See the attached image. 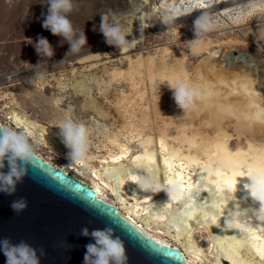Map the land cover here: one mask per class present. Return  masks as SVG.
<instances>
[{
	"label": "rangeland",
	"instance_id": "374dc122",
	"mask_svg": "<svg viewBox=\"0 0 264 264\" xmlns=\"http://www.w3.org/2000/svg\"><path fill=\"white\" fill-rule=\"evenodd\" d=\"M129 1L73 0V10L66 15L74 29L85 33L88 43L72 53L66 41L41 27L47 0H0V80L12 75L9 81L0 82V123L20 130L12 120L17 114L40 131L58 136L62 120L83 122L89 130L86 164H71L64 145L50 150L29 136L40 157L76 167L85 178L92 177V170H101L99 166L111 164L110 157L119 154L122 146H129V152L117 164L131 165L137 142L155 141L166 128L187 136L209 137L223 129L231 149L244 147L245 138L233 132V119L218 118L211 107L203 105L196 68L212 62L228 78L235 75L239 81L232 85L233 90L251 98L254 95L252 101L264 112V0H212L211 7H205L209 0H147L138 11ZM201 12H209L217 22L212 31L190 45L187 42L195 39L193 21ZM103 14H115L128 39L136 38L131 47L105 44L100 33ZM166 16L174 18L175 25L166 24ZM38 36L48 39L53 57L37 55ZM89 50H96L91 54L97 55L89 59L80 56ZM238 54L251 59L253 66L235 59ZM170 76L176 77L169 80ZM177 77L200 93L196 104L184 111L176 105L170 89ZM245 78H249L246 85ZM78 82L87 88L83 95L73 90ZM156 166L165 178L166 166ZM165 190L161 188V195ZM103 193L112 199L109 190ZM240 207L259 213L252 207ZM209 232L197 227L192 241L207 249L213 239Z\"/></svg>",
	"mask_w": 264,
	"mask_h": 264
},
{
	"label": "bare ground",
	"instance_id": "6f19581e",
	"mask_svg": "<svg viewBox=\"0 0 264 264\" xmlns=\"http://www.w3.org/2000/svg\"><path fill=\"white\" fill-rule=\"evenodd\" d=\"M129 2L135 11L147 4V0ZM91 53L82 57L89 59L97 55ZM234 57L245 66H253L244 54ZM174 77L170 76L169 80ZM11 78L12 75L0 82ZM244 80L245 85L249 83V78ZM237 81L235 75L228 78L226 73L216 70L212 62L196 68L203 105L211 107L218 118L233 119V132L245 138L244 147L231 149L229 135L223 129L209 137L197 133L187 136L166 128L167 132L155 141L137 142L138 150L132 156L131 165L117 164L129 152V146H122L119 154L110 157L111 164L92 170V177L88 178L79 174L76 167L50 163L36 155L89 184L99 199L118 208L120 215L146 236L164 245L172 246L173 242V247L182 252L188 264H202L204 260L208 264H223V260L230 264H255L254 260L263 263L264 200L257 201L250 193L253 182L264 188V126H259L264 122V112L252 101L254 95L251 98L233 90L232 85ZM73 90L83 95L87 88L78 82ZM12 120L50 150L63 146L57 135L40 131L17 114L12 115ZM161 163L167 169L163 174L165 178L157 171L156 165ZM143 174L154 178L156 187L152 192L138 186L137 176ZM161 188L166 189L162 195ZM104 189L111 193V200L103 193ZM240 205L255 208L259 213L251 214ZM197 227L211 231L213 239L207 249L192 241Z\"/></svg>",
	"mask_w": 264,
	"mask_h": 264
},
{
	"label": "water",
	"instance_id": "95a60500",
	"mask_svg": "<svg viewBox=\"0 0 264 264\" xmlns=\"http://www.w3.org/2000/svg\"><path fill=\"white\" fill-rule=\"evenodd\" d=\"M0 171H8L7 162ZM19 198L25 199L28 207L17 214L10 205ZM105 227H112L114 236L123 241L127 264H188L180 250L146 236L123 218L118 208L99 199L89 184L37 155L15 193L0 192V238L13 244L25 240L34 248H43L40 264H84L85 246L94 243L91 232ZM83 228L89 236L81 235ZM222 263L230 264L227 260ZM0 264H6L2 253Z\"/></svg>",
	"mask_w": 264,
	"mask_h": 264
},
{
	"label": "clouds",
	"instance_id": "9594fccd",
	"mask_svg": "<svg viewBox=\"0 0 264 264\" xmlns=\"http://www.w3.org/2000/svg\"><path fill=\"white\" fill-rule=\"evenodd\" d=\"M211 3L212 0H209L205 7H211ZM72 10L73 0H47V11L46 14L42 13L41 27L66 41L69 46L68 52L78 53L88 41L85 33L74 29L68 19L66 14ZM216 22L209 12H201L193 21L195 39L187 43L191 45L203 38L213 30ZM165 23L175 25V19L166 16ZM100 33L105 44L113 48L127 49L136 39L135 37L128 39L125 28L115 14L101 16ZM34 47L38 56L51 58L55 54L46 37L38 36ZM170 89L173 91L176 105L182 111L192 108L200 99V93L178 77ZM58 129V136L68 149L67 158L71 164H86L89 156V130L86 124L69 118L62 120ZM35 158L36 150L31 137L23 129L17 130L0 124V169L5 168V162L8 168L7 172L0 171V192L13 195L16 185L27 175ZM137 184L146 192H152L156 187L154 178L144 174L137 176ZM251 186V196L254 195L257 201L264 200V188L254 182ZM10 207L13 212L19 214L27 209L28 204L25 199L19 198L12 201ZM81 235L89 236L88 229L83 228ZM90 235L94 243L85 246L84 264H127L124 243L118 236H114L112 227L94 229ZM0 253L6 258V264H40V257L45 255L43 248H34L25 240L13 244L8 238H0Z\"/></svg>",
	"mask_w": 264,
	"mask_h": 264
}]
</instances>
